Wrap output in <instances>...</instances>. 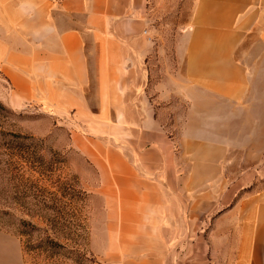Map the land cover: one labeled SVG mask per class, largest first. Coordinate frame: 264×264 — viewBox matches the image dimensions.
Listing matches in <instances>:
<instances>
[{"label":"crops","instance_id":"obj_1","mask_svg":"<svg viewBox=\"0 0 264 264\" xmlns=\"http://www.w3.org/2000/svg\"><path fill=\"white\" fill-rule=\"evenodd\" d=\"M151 4L0 0L8 103L63 119L98 174L110 242L146 243L147 264L185 240L210 248L188 264H264V0H193L168 81L148 66Z\"/></svg>","mask_w":264,"mask_h":264},{"label":"rangeland","instance_id":"obj_2","mask_svg":"<svg viewBox=\"0 0 264 264\" xmlns=\"http://www.w3.org/2000/svg\"><path fill=\"white\" fill-rule=\"evenodd\" d=\"M151 3L156 52L148 66L156 81H168L169 75L182 71L177 50L184 41L193 0ZM256 39L253 34L245 42L240 58L251 52L248 60L253 61ZM2 79L0 75V216L9 211L13 222L26 219L33 225L32 233L21 234L3 214L0 264H147L151 256L144 250L146 243L109 241L115 231L107 226L98 174L70 147L63 119L33 105L12 108L7 100L9 85ZM174 104L187 105L182 97ZM185 233L181 227V238H187ZM189 250L210 254L209 244L168 243L165 258L157 264H188Z\"/></svg>","mask_w":264,"mask_h":264},{"label":"trees","instance_id":"obj_3","mask_svg":"<svg viewBox=\"0 0 264 264\" xmlns=\"http://www.w3.org/2000/svg\"><path fill=\"white\" fill-rule=\"evenodd\" d=\"M9 215V218H8V222L7 223H9V224H14V225H17V226H19L18 227V231L21 233V234H29V233H32V229H30V226L31 225H33V223L31 222V221H28V220H26V219H20L19 220V222H17V223H15V222H13V220H12V215L14 216V214L13 213H11V212H7V211H5V212H3L2 214H1V216H0V219H6L5 218V216L4 215ZM11 220H12V222H11ZM20 223V224H19ZM21 226V227H20ZM26 247L28 248L29 247V245H26Z\"/></svg>","mask_w":264,"mask_h":264}]
</instances>
